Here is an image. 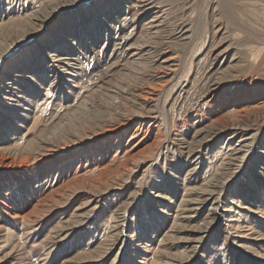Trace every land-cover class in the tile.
<instances>
[{
  "label": "rangeland",
  "instance_id": "obj_1",
  "mask_svg": "<svg viewBox=\"0 0 264 264\" xmlns=\"http://www.w3.org/2000/svg\"><path fill=\"white\" fill-rule=\"evenodd\" d=\"M137 3L0 0V264H264V0Z\"/></svg>",
  "mask_w": 264,
  "mask_h": 264
},
{
  "label": "bare ground",
  "instance_id": "obj_2",
  "mask_svg": "<svg viewBox=\"0 0 264 264\" xmlns=\"http://www.w3.org/2000/svg\"><path fill=\"white\" fill-rule=\"evenodd\" d=\"M53 1V0H52ZM137 9H135V14H134V17H133V20H131L132 22L134 21L135 18H137L138 20L141 18V17H144L146 16L151 10L154 9V6H155V0H138V3H137ZM33 7V6H32ZM160 15L156 16L155 19H150L149 22L146 24L148 25V30H149V33H152V34H158L160 30H163L164 28H166V25H165V18H166V11H160L159 13ZM38 19V18H36ZM136 19V20H137ZM135 20V21H136ZM134 21V29H137L138 28V22H135ZM165 25V27H164ZM183 25V24H182ZM133 28V27H132ZM187 32V31H185ZM185 32L184 35H185ZM165 33V32H164ZM182 33V34H183ZM188 34V33H187ZM183 35V37H184ZM181 36V35H180ZM174 38V37H173ZM182 38V37H181ZM184 39V38H182ZM126 43H128L129 40H124ZM147 48V47H146ZM134 49L136 50L135 54L133 55H136V56H139V58L142 59L143 55L145 52H147V49L145 50V47L143 46H138L137 48L134 47ZM151 51V50H150ZM149 52V51H148ZM147 52V53H148ZM154 53V50L152 51ZM151 53V52H150ZM170 53V52H169ZM153 55V54H152ZM149 56V55H148ZM151 56V55H150ZM157 56V55H156ZM159 56V55H158ZM168 54L167 52L163 54H161V57H159V59L157 60L158 62V66L161 67L163 70L159 71V73L162 74V78H167L170 76H172L173 72L176 71L174 68H173V65L174 64H171L174 62V58L172 57H167ZM173 56V55H172ZM214 59V58H213ZM215 60V59H214ZM158 68V67H157ZM157 73V72H156ZM161 77V76H160ZM173 77V76H172ZM159 78V77H158ZM162 80V79H161ZM170 80V79H169ZM160 81V80H158ZM163 81V80H162ZM164 83V82H163ZM213 83V82H212ZM162 85V84H161ZM165 85V83H164ZM156 88V87H155ZM151 90V89H150ZM209 90V88H208ZM142 91V90H141ZM140 91V92H141ZM143 92V91H142ZM146 92V91H144ZM153 92V91H152ZM149 94V92H147ZM143 94V93H142ZM153 94V93H152ZM140 96V95H139ZM148 96V95H147ZM146 97V95H145ZM147 98V97H146ZM147 101V100H146ZM241 150L240 149H235L234 153H237ZM230 156H234V155H230ZM231 158V157H230ZM233 158V157H232ZM212 184V183H211ZM212 187V186H211ZM213 187H218V183L216 184H213ZM213 189V188H212ZM216 191V190H215Z\"/></svg>",
  "mask_w": 264,
  "mask_h": 264
}]
</instances>
